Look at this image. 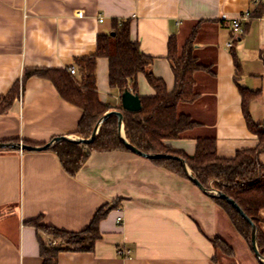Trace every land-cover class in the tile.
<instances>
[{
  "label": "crops",
  "instance_id": "crops-1",
  "mask_svg": "<svg viewBox=\"0 0 264 264\" xmlns=\"http://www.w3.org/2000/svg\"><path fill=\"white\" fill-rule=\"evenodd\" d=\"M256 8L252 0H0V95L17 81L20 88L10 110L0 113V141L43 145L62 135L79 137L82 110L51 79L24 78L25 70L76 65L73 75L80 78L77 59L94 53L99 35L112 32L116 20L130 19L131 39L154 56L152 70L169 91L175 86L168 55L173 35L183 46L196 28L194 51L214 69L195 72L199 96L178 104L199 125L166 144L190 156L202 136L216 137L223 157L256 148L259 139L248 126L240 92L260 90L249 110L253 120L264 121V14L256 15ZM245 12L250 16L239 32L223 20ZM96 73L100 99L110 110L123 111L122 92L110 85L107 57L98 58ZM134 81L140 96L155 94L143 72ZM260 159L264 164V151ZM101 208L107 214L94 249L62 250L58 264H259L212 195L149 158L93 150L70 175L52 150L0 149V264H43L38 236L48 245L60 242L30 220L82 231ZM217 235L233 245L234 257L215 258ZM120 246L131 249V256L119 255Z\"/></svg>",
  "mask_w": 264,
  "mask_h": 264
},
{
  "label": "trees",
  "instance_id": "trees-1",
  "mask_svg": "<svg viewBox=\"0 0 264 264\" xmlns=\"http://www.w3.org/2000/svg\"><path fill=\"white\" fill-rule=\"evenodd\" d=\"M255 14H264V4L257 6ZM196 33L195 28L183 46L179 45L175 35L169 38L168 55L173 61L175 71V86L172 91H169L165 81L153 72L154 56L142 51L140 43L131 39L130 19L116 20L112 32L99 35L96 51L77 59L80 78H76L66 69L51 68H27L24 78L37 75L51 79L59 94L82 110L83 115L76 133L88 138L99 119L111 108L99 96L96 73L98 58L109 59L110 85L119 88L121 92L130 89L138 93L134 80L143 72L155 89V94L141 96V110H123L127 139L144 152L171 154L185 159L204 187L212 186L233 198L255 222L258 229L257 244L264 256V164L260 159V154L264 151V121L253 120L249 110L250 102L260 94V90L240 87L248 126L259 139L256 148L241 149L233 157H223L218 154L216 137L202 136L197 138L196 151L190 156L175 150L165 142L167 139L184 138L199 125L191 115L178 110L179 102H191L199 96L195 90V72H214L213 67L202 63L194 51ZM262 56L264 59V51ZM19 93L17 81L6 94L0 95V113L10 110ZM49 150L58 156L62 167L70 175H75L82 168L93 150L131 151L119 135L117 115H111L103 121L94 141L85 143L63 139L57 141ZM150 160L189 178L180 159L163 157ZM213 198L253 251L251 224L225 198ZM106 214L107 209L101 208L91 224L82 231H68L45 225L40 223L38 218L30 220L39 232L43 231L60 240L57 245H48L40 235L38 236L43 264H58L59 252L62 250L92 251L100 237L99 222ZM212 242L216 250L215 258L218 254L235 256L233 245L225 238L217 235ZM257 260L259 264H264L258 258Z\"/></svg>",
  "mask_w": 264,
  "mask_h": 264
},
{
  "label": "water",
  "instance_id": "water-1",
  "mask_svg": "<svg viewBox=\"0 0 264 264\" xmlns=\"http://www.w3.org/2000/svg\"><path fill=\"white\" fill-rule=\"evenodd\" d=\"M121 101H122V109L128 110V111H139L142 108V101L141 96L139 93H134L130 89H125L121 94ZM111 115H117L118 117V131L119 135L125 144V146L131 150L132 152L139 154L141 156H144L149 159H155V158H163V157H175L177 159H180L189 179L193 181L195 184H197L204 192L207 194H210L212 196H217L221 198H225L230 204H232L237 211L240 212V214L247 219V221L251 224L252 230H251V240H252V248L256 255V257L264 263V256L261 254L258 244H257V235H258V229L255 224V222L245 213V211L241 208V206L235 202V200L225 193L221 192L220 190H217L210 186L209 188L204 187L202 183L199 181V179L193 174L191 171L189 165L187 164L186 160L175 155L171 154H164V153H147L142 150H140L138 147H136L134 144H132L126 137L125 131H124V113L122 110L113 109L106 112L98 121L96 126L94 127L93 133L90 137L84 138V137H70L66 135L58 136L53 138L51 141L43 144V145H32L28 144L23 141H0V149H17V150H27V151H41L49 149L52 145H54L57 141L63 140V139H69L74 140L77 142H92L96 139L97 134L99 132V129L103 123V121L108 118Z\"/></svg>",
  "mask_w": 264,
  "mask_h": 264
},
{
  "label": "built area",
  "instance_id": "built-area-1",
  "mask_svg": "<svg viewBox=\"0 0 264 264\" xmlns=\"http://www.w3.org/2000/svg\"><path fill=\"white\" fill-rule=\"evenodd\" d=\"M252 2L255 6L264 4V0H252ZM249 16H250V12H245L240 17H237V18H229L226 15H224L223 20L226 24L232 26L235 32H239L242 29V21L245 19H248ZM103 20L104 18L101 16L100 21H103ZM227 45L229 47H232L233 41H229ZM68 70L71 74H76L78 72V68L76 65H71ZM121 220H123L122 216H118V221H121ZM117 252L122 257L128 258L131 256V249L125 248L124 246L118 247Z\"/></svg>",
  "mask_w": 264,
  "mask_h": 264
},
{
  "label": "rangeland",
  "instance_id": "rangeland-1",
  "mask_svg": "<svg viewBox=\"0 0 264 264\" xmlns=\"http://www.w3.org/2000/svg\"><path fill=\"white\" fill-rule=\"evenodd\" d=\"M238 235H240V234H238ZM250 247V246H249ZM250 249H251V247H250ZM252 250V249H251ZM253 252V251H252ZM254 253V252H253ZM255 254V253H254ZM257 258V257H256ZM229 261V260H228Z\"/></svg>",
  "mask_w": 264,
  "mask_h": 264
}]
</instances>
